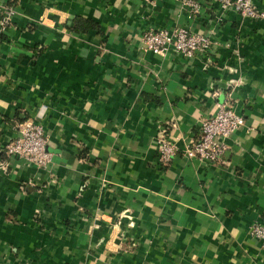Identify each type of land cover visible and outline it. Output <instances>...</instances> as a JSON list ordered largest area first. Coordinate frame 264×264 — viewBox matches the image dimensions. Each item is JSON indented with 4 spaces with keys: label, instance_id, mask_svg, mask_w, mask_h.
<instances>
[{
    "label": "crops",
    "instance_id": "obj_1",
    "mask_svg": "<svg viewBox=\"0 0 264 264\" xmlns=\"http://www.w3.org/2000/svg\"><path fill=\"white\" fill-rule=\"evenodd\" d=\"M263 13L201 0H0V264H264ZM3 7H0V17ZM216 41L188 58L143 48L148 26ZM243 124L225 162L181 150L215 102ZM40 123L41 167L8 156L16 123ZM158 136L179 147L156 157Z\"/></svg>",
    "mask_w": 264,
    "mask_h": 264
},
{
    "label": "built area",
    "instance_id": "obj_2",
    "mask_svg": "<svg viewBox=\"0 0 264 264\" xmlns=\"http://www.w3.org/2000/svg\"><path fill=\"white\" fill-rule=\"evenodd\" d=\"M178 7L186 17L199 13L201 0H178ZM208 7L215 6L218 11L232 9L242 16L256 17L263 12L255 7L252 0H207ZM0 26L5 25L13 9L3 5ZM143 48L153 53L164 54L171 50L185 57L195 54L206 55L210 47L216 44L207 33L190 29L183 24H172L170 27L148 26L141 34ZM243 124L242 115L237 112L230 101L215 102V110L211 115L201 119L199 134L181 150L184 157H195L198 161L214 165L225 162L224 152L227 148L225 138ZM16 134L3 144V151L8 156L22 158L36 167L43 166L48 159L45 149L46 134L40 123L28 119L16 123ZM175 141L165 136H158L156 141V157L160 164H166L178 150ZM249 232L255 238L264 239V225L255 222L250 225Z\"/></svg>",
    "mask_w": 264,
    "mask_h": 264
}]
</instances>
